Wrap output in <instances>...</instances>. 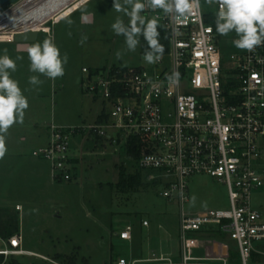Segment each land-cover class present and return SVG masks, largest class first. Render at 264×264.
<instances>
[{"label":"built area","instance_id":"obj_1","mask_svg":"<svg viewBox=\"0 0 264 264\" xmlns=\"http://www.w3.org/2000/svg\"><path fill=\"white\" fill-rule=\"evenodd\" d=\"M204 1L176 22L161 10L145 11L169 36L162 59L148 66L83 67V91L103 104L98 118L84 128L51 124L48 142L33 151L50 162L53 177L63 182L74 178L77 165L70 139L80 131L127 146L136 139L138 168L150 182L164 183L162 195L178 206L180 251L177 258L153 253L106 264H264V250L258 247L264 244V218L252 201L253 192L264 187V47L251 53L235 47L227 60L223 36L215 31L217 6L205 9ZM46 2L17 0L0 7V42L15 41L16 34L29 30L50 34L49 23H56L57 15H43ZM230 34L231 47L236 36ZM174 71L179 82L170 85L167 77ZM194 175L226 184L230 207L188 211L189 179ZM117 235L132 241L133 226ZM224 235L235 248L201 253ZM22 244L17 233L0 254L33 255L60 264Z\"/></svg>","mask_w":264,"mask_h":264},{"label":"rangeland","instance_id":"obj_2","mask_svg":"<svg viewBox=\"0 0 264 264\" xmlns=\"http://www.w3.org/2000/svg\"><path fill=\"white\" fill-rule=\"evenodd\" d=\"M82 4L84 1L64 9L60 18L66 17L62 21L49 23L51 33H39L38 39L31 42L42 43L51 36L61 56L68 54L62 77L51 80L40 76L43 84L33 88L28 83L29 77L38 74L29 71L27 52L19 50L16 43L0 42V55L6 48L11 58L22 57L16 61L17 70L11 77L19 83L29 101L24 122L14 124L4 134L7 150L0 159V216L7 213L12 217L9 230H15L17 219V233L21 228L23 247L45 254L60 264H70L68 259L71 258L78 264L85 261L106 264L116 257L137 258L140 257L137 249L157 254L171 252L177 258L180 251L179 209L162 195L164 183L150 182L142 174L143 183L137 191L121 192L117 188L122 169L126 173L138 170L137 160L128 154L125 142L97 138L83 131L71 137L70 153L75 156L77 165L71 181H57L50 162L33 155L36 148L48 142L51 124L84 128L98 118L103 104L83 91L82 79L86 77L83 67L150 65L143 59L142 37L132 52L126 49L125 38L112 30L118 16L126 24L128 22L127 16L113 8L114 0H90L70 14ZM203 7L215 9L205 1ZM84 11L93 15L92 22H82ZM142 15L152 19L145 12ZM68 19L73 23L68 24ZM82 36L87 37L83 44L80 43ZM231 36H223L226 46L221 45L227 60L236 50L234 45L228 46ZM117 52L122 53L120 59L116 57ZM21 136H26L27 140L22 141ZM252 201L264 218V187L253 192ZM17 203L22 205V210L15 209ZM229 207L226 184L207 175H194L189 179L188 211ZM144 220L149 222L148 226L143 224ZM127 225L133 226V241L122 240L117 235ZM227 247L235 248L236 243L224 235L201 253L220 254ZM258 247L264 250V244ZM4 248L0 240V250ZM0 264L55 263L33 255H12L4 256Z\"/></svg>","mask_w":264,"mask_h":264},{"label":"clouds","instance_id":"obj_3","mask_svg":"<svg viewBox=\"0 0 264 264\" xmlns=\"http://www.w3.org/2000/svg\"><path fill=\"white\" fill-rule=\"evenodd\" d=\"M86 3L87 0H84ZM209 6H217L214 13L215 31L220 36L235 33L233 45L240 50L254 52L258 47H264V0H205ZM194 6L199 8L200 0H114L113 8L117 13L128 17L127 24L121 17H117L112 24L115 34L125 38L128 51L134 52L140 37L147 43L143 59L149 64L160 61L164 54V46L160 43V31L156 18L149 19L142 15L143 12L161 10L172 21L187 19L194 12ZM91 15L84 11L82 22L90 20ZM72 24L71 19L67 20ZM71 35V33H69ZM87 39L82 36L80 43ZM22 50L27 52L30 61L29 71L38 75H31L28 83L36 88L43 84L40 76L51 80L62 77L65 73L64 65L68 62V54L61 56L59 47L51 36L46 37L42 43L36 42L22 45ZM117 59L122 57L121 52L116 53ZM8 55H0V159L6 153L5 138L10 127L16 123L24 122L25 110L29 107L28 98L23 94L19 83L11 77L17 70V60ZM179 73L174 71L167 77L169 84L179 82Z\"/></svg>","mask_w":264,"mask_h":264},{"label":"trees","instance_id":"obj_4","mask_svg":"<svg viewBox=\"0 0 264 264\" xmlns=\"http://www.w3.org/2000/svg\"><path fill=\"white\" fill-rule=\"evenodd\" d=\"M159 31H160V43L164 46L165 51L167 50L168 43H169V36L166 34V32L159 26ZM147 49V43L142 37V44H141V50L142 53H144ZM164 51V52H165ZM106 117L105 113L100 115L99 120L102 121ZM127 151L128 154L134 157L136 160L139 158V150L136 148V139H131L130 142L128 143L127 146ZM137 171L134 173H126L124 169L120 171L119 174V180L117 182V188L121 192H130V191H137L141 186H142V172L141 170L137 167ZM17 217V216H16ZM11 216L7 213H4L3 215L0 216V237L3 238L4 240H8L11 238L13 235L17 234V230L19 228V222L16 219V227L15 230H9L8 227L10 225L9 222H11ZM60 256H56L57 259ZM4 259V255H0V261ZM68 262L70 264H78L75 258L68 259ZM83 264H88V262H84Z\"/></svg>","mask_w":264,"mask_h":264},{"label":"bare ground","instance_id":"obj_5","mask_svg":"<svg viewBox=\"0 0 264 264\" xmlns=\"http://www.w3.org/2000/svg\"><path fill=\"white\" fill-rule=\"evenodd\" d=\"M80 1H84V0H47L46 11L43 15H45V17H50V18L57 15V21H59L60 19L64 18V17L60 18V15L64 11V9L71 8L74 6V4H76L77 2H80ZM87 1L89 2L90 0H87ZM84 4H86V3L84 2ZM81 6L79 8H77L76 10L72 11L70 14H72L75 11H77L78 9H80ZM41 16L42 15L38 14L36 16V19H40ZM40 22L41 21L38 20L36 26H40L41 25Z\"/></svg>","mask_w":264,"mask_h":264},{"label":"crops","instance_id":"obj_6","mask_svg":"<svg viewBox=\"0 0 264 264\" xmlns=\"http://www.w3.org/2000/svg\"><path fill=\"white\" fill-rule=\"evenodd\" d=\"M82 8V7H81ZM80 8V9H81ZM80 9H78L77 11H79ZM76 12V11H75ZM74 12V13H75ZM90 14V13H89ZM91 15V19L90 20H86V21H84V22H92L93 21V15L92 14H90ZM65 18V17H64ZM64 18H62V19H60L59 21H57V23L58 22H60V21H62ZM3 43L5 42V43H16V45H17V47H18V49L19 50H21V51H24V50H22V48H21V44H19V43H17V42H15V41H2ZM30 44V43H29ZM22 141H25V140H27V137L26 136H21V138H20ZM17 206H19V208H17ZM15 209L17 210V211H20V210H22V205L20 204V203H17L16 204V206H15ZM19 232L22 234V231H21V228H20V230H19ZM133 239H134V235H133ZM133 239H132V241H133ZM0 240H2V242H3V244H7V242H8V240L7 241H5L3 238H1L0 237ZM23 244H24V238H23ZM23 244H22V246H23ZM25 248V247H24ZM114 248V244H112V248L111 249H113ZM25 249H27V248H25ZM27 250H31V249H27ZM31 251H33V250H31ZM130 251H132L133 252V250H130ZM137 251H139L138 252V254H139V256L140 257H147V256H150V255H152L153 253H155V252H153V251H145V250H143V249H137ZM33 252H36V251H33ZM38 253V252H37ZM141 253V254H140ZM143 253H147V255L146 256H144L143 255ZM161 253H164V252H161ZM168 253H171V252H168ZM40 254H42V253H40ZM45 255V254H44ZM47 256V255H46ZM133 256V255H132ZM140 257H137V258H140ZM117 258V257H116ZM134 258V257H133Z\"/></svg>","mask_w":264,"mask_h":264},{"label":"water","instance_id":"obj_7","mask_svg":"<svg viewBox=\"0 0 264 264\" xmlns=\"http://www.w3.org/2000/svg\"><path fill=\"white\" fill-rule=\"evenodd\" d=\"M17 0H0V7H4L10 3H13ZM39 31L37 30H29L26 32L18 33L15 35V42L22 45L29 44L31 42H35L38 39ZM22 48V47H21Z\"/></svg>","mask_w":264,"mask_h":264}]
</instances>
